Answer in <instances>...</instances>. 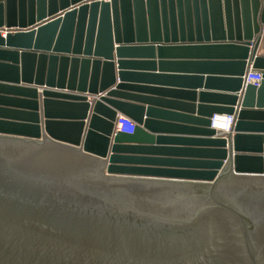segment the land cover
I'll return each mask as SVG.
<instances>
[{
  "label": "water",
  "instance_id": "95a60500",
  "mask_svg": "<svg viewBox=\"0 0 264 264\" xmlns=\"http://www.w3.org/2000/svg\"><path fill=\"white\" fill-rule=\"evenodd\" d=\"M263 42L264 0H0V264H264Z\"/></svg>",
  "mask_w": 264,
  "mask_h": 264
},
{
  "label": "crops",
  "instance_id": "0c3cea01",
  "mask_svg": "<svg viewBox=\"0 0 264 264\" xmlns=\"http://www.w3.org/2000/svg\"><path fill=\"white\" fill-rule=\"evenodd\" d=\"M4 36V34H3ZM261 53L264 54V42H263V45L261 47ZM170 73H173V74H178L180 76H206L207 77H210V78H229L230 75L229 73H227L226 71H223L222 69H216V70H212V69H203L201 67H194V66H188V68H181V69H178V70H171ZM201 74H205V75H201ZM157 84L156 85H160L159 83L161 82H156ZM206 83V82H205ZM169 86L171 87H174V88H179V89H190V87H187V86H190L188 85L189 83L188 82H173V83H167ZM206 85V84H205ZM214 88H218V87H214ZM221 88V87H220ZM207 89V85L204 86V90ZM208 92L210 93H217V91H215L214 89H212L211 87L209 89H207ZM161 98L163 99H168V100H177V101H181V100H188L190 99L189 97L187 96H177L176 94H168L166 97H162ZM199 100H200V97H198ZM216 98L214 97H211L209 96V98L206 99L207 102H210V101H214Z\"/></svg>",
  "mask_w": 264,
  "mask_h": 264
},
{
  "label": "built area",
  "instance_id": "2783aa9c",
  "mask_svg": "<svg viewBox=\"0 0 264 264\" xmlns=\"http://www.w3.org/2000/svg\"><path fill=\"white\" fill-rule=\"evenodd\" d=\"M261 81L262 74L258 71H251L245 77L246 84L258 86ZM234 120L233 116H215L212 119V127L216 129L217 124H223L222 128L216 130L220 131L222 134H226L231 132ZM135 128L136 123L132 119L123 115L118 116L115 126L116 132L132 135L134 134Z\"/></svg>",
  "mask_w": 264,
  "mask_h": 264
},
{
  "label": "bare ground",
  "instance_id": "6f19581e",
  "mask_svg": "<svg viewBox=\"0 0 264 264\" xmlns=\"http://www.w3.org/2000/svg\"><path fill=\"white\" fill-rule=\"evenodd\" d=\"M223 127V124H217L216 125V129H220V128H222Z\"/></svg>",
  "mask_w": 264,
  "mask_h": 264
}]
</instances>
